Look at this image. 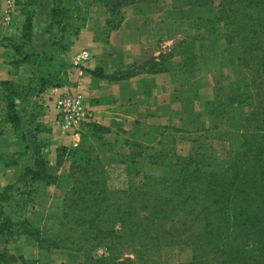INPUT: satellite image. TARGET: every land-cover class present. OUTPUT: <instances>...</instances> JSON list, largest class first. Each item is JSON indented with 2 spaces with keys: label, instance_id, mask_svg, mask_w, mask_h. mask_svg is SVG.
<instances>
[{
  "label": "crops",
  "instance_id": "crops-1",
  "mask_svg": "<svg viewBox=\"0 0 264 264\" xmlns=\"http://www.w3.org/2000/svg\"><path fill=\"white\" fill-rule=\"evenodd\" d=\"M89 12L87 27L73 39L66 58L71 61L77 53L87 49L92 59L84 68L70 66L69 83L60 88H40L37 65H22L17 74L14 73L10 65L13 52L2 42L13 31H19L16 28H21L24 18L19 19L17 27L0 23V94L3 82L28 84L18 108L26 141L17 138L11 125L0 129V189L7 186L16 189L11 201L4 206L8 216L32 207L42 211L49 209L57 192L65 194L73 187L72 180L67 178L69 163L58 166V150L78 145L81 137L64 133L56 126L55 107L58 95L69 89L82 93L84 105L90 112L91 126L85 133L93 127L103 129L95 140L98 156L107 168L124 177L128 171L137 178L162 174L164 167L177 158L182 160L193 155L199 141L214 125L221 123L212 111L216 105L213 85L216 71L208 72L202 67L203 55L195 58L193 68L187 57L171 56L166 58L167 69L146 71L144 65L151 54L147 42L149 34L152 30L163 32V25L146 23L149 10L148 13L144 10L140 13L136 8L128 10L121 26L108 34L107 43L97 37L98 29L106 27L104 12L97 4L89 6ZM47 23L48 13L40 5L35 9L32 37V46L40 57L49 47ZM165 44L168 46L171 42L166 40ZM8 155H13L17 166H6L2 160L6 161ZM38 155L49 162L48 174L60 176V181L49 185L27 179L39 195L38 201L30 203L26 193L33 189L23 187L24 182H19V178L24 167L33 166ZM29 217L38 218L33 214H28ZM17 251L25 256L35 254L31 248L23 246L13 252ZM39 264L55 263L45 260ZM59 264H67V261L62 259Z\"/></svg>",
  "mask_w": 264,
  "mask_h": 264
},
{
  "label": "trees",
  "instance_id": "trees-1",
  "mask_svg": "<svg viewBox=\"0 0 264 264\" xmlns=\"http://www.w3.org/2000/svg\"><path fill=\"white\" fill-rule=\"evenodd\" d=\"M20 1H22L20 6L24 22L18 32L4 38L2 42L3 46L13 52L10 65L13 66L14 73L17 74L22 65H37L40 74V88L64 87L69 83L70 66L63 73L64 80L55 79L52 83L51 80L46 79L49 75L43 76L39 68L45 55L40 57L41 54L36 52L32 46L35 9L40 5L41 0H18V3ZM68 1L54 0V7L49 12L52 21L50 27L57 34L69 32L73 39L87 27L90 18L89 6L96 3L103 4L108 13L106 27L112 32L117 30L125 19L121 13L122 9L138 2V0H105L103 2L82 0L90 3L88 9L79 5L71 11L68 9ZM115 16L119 17L118 21ZM113 17L115 19L111 20ZM154 63L146 62L144 65L146 71L155 72L167 69L165 62L159 65ZM150 65L155 67H150ZM261 66L264 68V60ZM27 88L28 84L23 81L18 83L7 81L2 83L0 94V129L11 125L15 135L22 142L26 141V135L22 129L18 108L19 101ZM230 94L232 93H225L223 114L225 111L227 113L233 104H236ZM261 115L262 113L254 111L237 114V116L233 114L223 116L225 119L228 118L227 116L233 119L235 132L230 140L231 160L225 169L220 167L215 157L198 149L196 158L191 155L185 162L177 158L174 163L164 167L162 174H156L162 177L166 176L165 174L172 175L168 179L151 174L142 178L131 176L133 180L140 179L139 181H143V184L139 182L135 187L130 183L127 189L120 192L122 199L120 214L123 224L131 225L126 226L125 234L129 239L127 241L125 239L124 245L137 248L133 251L141 264L146 263L144 256L148 254L149 248L161 249L168 245L177 248L180 252H189L191 256V260L177 264H264V161H262L264 134H260V131H264V116ZM90 126L91 123L86 130ZM100 129L103 131L102 128ZM85 131L81 133V136ZM204 140L201 139L199 143H203ZM62 149L58 150V156ZM2 161L6 166L10 164L17 166L13 155L6 157L7 163L5 159ZM48 167L49 162L43 156L38 155L33 166L24 167L19 182H24L22 186L31 189L33 185H30L27 179L33 183L56 184V180L48 174ZM70 170V175L75 176L73 177L75 187L66 194L64 199L63 215L65 217L69 216L71 206L78 202L80 197L90 196V192L78 187L80 180L76 177L73 163ZM15 191L14 186L0 189V237L3 245L0 247V264H17L19 261L21 264H28L23 257L17 258L11 255L7 246L12 239L24 237L27 244L34 247H39L44 240L40 230L32 225L30 219L19 218L23 216L20 212L17 217L19 222L5 214L4 206L11 201ZM32 192L33 190H29L26 193L27 202H33L30 197ZM70 202L72 203L69 204ZM132 205L138 211L137 217L140 224L137 222V226L131 224L134 216L131 217L134 209ZM92 207L95 210L92 209L83 216L93 219L88 223L92 227L88 244L92 248L105 246L114 252L118 245L116 241H122V239L113 236L110 231L100 232L96 222L99 217L103 216L102 213L108 211V208L102 210L100 206L92 205ZM68 224L71 232L75 226L83 230L85 222L70 218ZM96 227L99 233L96 232ZM67 235L63 236L62 240H70ZM132 235L137 238L134 239ZM129 261L131 260L126 259L125 263ZM94 264L115 263L112 260H96Z\"/></svg>",
  "mask_w": 264,
  "mask_h": 264
},
{
  "label": "rangeland",
  "instance_id": "rangeland-1",
  "mask_svg": "<svg viewBox=\"0 0 264 264\" xmlns=\"http://www.w3.org/2000/svg\"><path fill=\"white\" fill-rule=\"evenodd\" d=\"M54 3V0H41L40 3L48 13L46 33L49 37V47L44 53L45 56L39 68L43 76L49 75L46 79L51 80L52 83L55 79L64 80V71L67 67L73 66L72 59L69 61L66 58L73 37L69 32L57 34L50 27L52 21L49 12L54 7ZM20 4L22 1L18 3V0H0V23L2 25L17 27L16 24L23 17ZM89 4L88 1L69 0L68 9L72 11L79 5L88 9ZM96 4L102 9L107 20L108 13L103 4ZM135 8L140 10V13L143 10L148 13L149 10L147 24L151 21L152 26L159 25L161 27L163 25V32L160 30L157 33L152 30L149 34L147 42L150 44L151 54L146 59L147 62H155L156 65L165 62L164 65H166V58H169L170 55L181 54V56L190 59V68H193L195 58L203 55L200 60L202 67H206L208 72L215 69L213 85L216 92V105L212 107V111L220 118L221 123L211 128L203 138L204 142L199 143L198 149L215 157L221 168H227L231 160L230 140L235 132L233 119L230 116L225 119L223 116L226 114L237 116V114L254 111L262 113L261 116H264V68L261 66L264 60V0H138V2L123 8L121 13L125 17L128 10ZM115 17L111 20H114ZM118 19L119 17H116L117 21ZM167 27L168 30H166ZM16 29L20 30L19 27ZM166 32H168L167 36ZM109 33V28H99L97 37L107 43L106 37ZM166 40L171 44L166 46ZM228 92L232 93L230 97H233L236 104L231 106L232 110L229 108L227 113L225 111L223 114L225 93ZM100 133H102L100 127H95L90 132L80 135L81 140L78 145L63 147L59 153L58 166L61 167L69 163L67 178L72 180L73 187H75L73 180L75 176L70 175L72 163L74 172L77 174L76 177L80 180L78 187L90 192V196L80 197L79 201L71 206L69 210L71 213L68 217L63 215L64 199L73 187L65 194L57 192L49 209L46 208L42 211L31 206L32 208L18 211L23 215L19 217L21 219L28 217V214L38 216V218L29 217V219L32 225L40 230L44 240L39 247H34L29 246L24 237L12 239L7 246L11 255L17 258L23 257L28 264H39L45 260L59 264L62 259L67 261V264H94L96 260H112L115 264H141L140 259L134 255L133 249L137 248L124 245L125 239L127 241L129 238L125 234L128 225L123 224L120 214L122 210L120 192L131 184L137 187L139 182L143 184V181L133 180L129 171L124 177L122 173L113 172V169L111 171L103 164L97 154L95 144ZM260 134H264V131H260ZM198 149L193 154L194 158L198 156ZM187 159L189 158H182V161L185 162ZM262 159L264 161V157ZM165 175L164 177L167 179L172 176ZM157 177L164 179L161 175ZM52 178L56 180V184L60 181L58 175H52ZM30 197L33 202L38 201L39 195L35 188H33ZM92 205L100 206L102 210L108 208V211L102 213L103 216L99 217L96 222L100 232L110 231L113 236L122 239V241H116L118 245L114 252L105 246L92 248L88 244L92 230L88 223L93 219L83 216L91 212L92 209L95 210ZM134 206L136 205L134 204ZM133 208L131 217L134 216L131 219V224L137 226V222L140 224L137 217L138 211L136 207ZM10 215L15 221H20L17 218L18 215H14V213ZM70 218L84 221V229L81 230L75 226L70 232L68 224ZM98 228L96 227L97 233H99ZM65 235L70 240H62ZM132 237L137 238L133 235ZM1 243L0 237V247H3ZM22 246L31 248L35 254L25 256L20 255V251L13 252ZM154 248H149L148 254L144 256L145 264H177L191 260L189 252H180L177 248L169 245L161 249ZM126 259L131 261L125 263ZM17 264H21L20 261Z\"/></svg>",
  "mask_w": 264,
  "mask_h": 264
},
{
  "label": "built area",
  "instance_id": "built-area-1",
  "mask_svg": "<svg viewBox=\"0 0 264 264\" xmlns=\"http://www.w3.org/2000/svg\"><path fill=\"white\" fill-rule=\"evenodd\" d=\"M92 59L89 50L83 49L72 58V65L75 68H84ZM56 126L64 133H71L80 136L91 123L90 112L84 105V98L81 92L69 89L60 93L56 100Z\"/></svg>",
  "mask_w": 264,
  "mask_h": 264
}]
</instances>
